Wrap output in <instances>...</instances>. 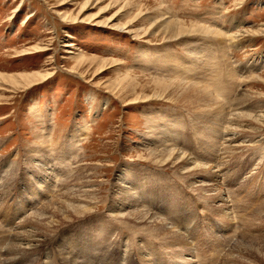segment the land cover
<instances>
[{
	"label": "rangeland",
	"instance_id": "1",
	"mask_svg": "<svg viewBox=\"0 0 264 264\" xmlns=\"http://www.w3.org/2000/svg\"><path fill=\"white\" fill-rule=\"evenodd\" d=\"M158 14L229 40L162 42ZM236 34L238 44L229 38ZM94 58L120 64L101 68ZM129 69L146 83H200L224 107L198 113L149 87L146 101H123L113 86ZM0 76L2 264H264L247 252L264 251V124L234 125L240 133L227 141L224 122L235 109L264 115V0H0ZM245 90L252 100L242 106ZM167 144L218 174L149 164L147 150ZM70 193L89 201L83 217L39 243L22 237L49 201ZM136 209L175 233L115 217Z\"/></svg>",
	"mask_w": 264,
	"mask_h": 264
},
{
	"label": "bare ground",
	"instance_id": "2",
	"mask_svg": "<svg viewBox=\"0 0 264 264\" xmlns=\"http://www.w3.org/2000/svg\"><path fill=\"white\" fill-rule=\"evenodd\" d=\"M127 5V4H125ZM156 5V4H155ZM155 7V6H154ZM157 7V6H156ZM155 7V8H156ZM143 10V9H142ZM160 10V9H159ZM158 10V11H159ZM163 12V11H162ZM160 13V11H159ZM169 17V16H167ZM164 17L161 14H158V18L160 19L159 21L161 22L160 27H162V29H164L162 31V42H168V41H174V40H179L181 38L187 37V36H193V35H212V36H217V37H224L226 40L227 36H225L222 31V33H220L219 31H216L214 29L208 28L206 26L203 25H199V24H188V23H183V22H177L175 20H172L170 18ZM156 21V20H155ZM134 27V26H133ZM132 26H129L128 28H123V30H127V32H129L130 34H135L134 36L136 38H142V37H146L147 35L144 33L140 34L139 31H134ZM156 30V29H155ZM160 31V30H159ZM247 31V30H246ZM251 33V32H250ZM255 33V32H254ZM258 33V32H257ZM226 34V33H225ZM247 34V33H246ZM142 35V36H141ZM239 36H242L240 34H236L233 36H230V40L236 44L240 43L243 38H239ZM247 36V35H246ZM204 37V36H203ZM229 40V39H227ZM251 41V40H250ZM225 42V41H224ZM179 43V42H178ZM233 43V44H234ZM246 43V42H245ZM235 44V45H236ZM33 53H30V50L28 52H26L25 55H30ZM96 64H100L102 65L101 68L111 65L112 64H118L117 61H109V60H101L99 61V59L94 58ZM94 62V61H93ZM118 67V66H117ZM119 68V67H118ZM129 68V67H128ZM124 71V70H123ZM50 75V74H49ZM255 75V74H254ZM252 76V83H256V85L258 86L259 81L261 80L260 76ZM250 77V76H249ZM45 78V76L43 77H36L30 80V78L28 80H25L24 83V88L26 87H30L31 84L39 81V80H43ZM4 79L2 78V76H0V81ZM159 79V78H158ZM177 80V79H176ZM146 80L141 79V77L139 78V76H135L134 73L132 74V71L126 70L125 73H123V76L119 77L116 81V84L113 86V89H116L117 91L115 92V94H118V97L120 96V98L123 101H127L128 99H130V101H132L131 103H138L139 101H146L147 97L146 94L148 93V91H153L155 97H161L163 98L165 95L175 104L178 106H183V104H185V106H189L190 109H192L193 111L196 112H206V111H220L224 105L214 96V94L212 93V91L204 86L201 85L200 83H195V82H187L185 84H173V83H166L164 82H158V81H152V82H145ZM182 81V80H181ZM146 83V84H145ZM26 85V86H25ZM151 89H149V88ZM259 89V88H258ZM112 92V91H111ZM113 93V92H112ZM242 97L240 98L242 101L241 105H244L247 103H251L252 100V96H250V93H248L246 90L244 91V93H241ZM257 94V93H256ZM253 95V94H252ZM258 95V94H257ZM118 99V100H121ZM256 100V99H255ZM175 101V102H174ZM239 101V102H240ZM109 104L108 101H106L104 103V107L105 108L107 105ZM238 107V106H237ZM246 107V106H245ZM247 108V107H246ZM189 111V110H188ZM235 113L229 117L227 115L226 119L224 120V122L226 123L228 127V129L230 131H228L231 136L230 137H226L227 141L230 138L231 140L234 139L237 134V126H244L248 121H254L258 124H264V115H259V116H253L250 113L247 112H243V110L241 112L238 111V109H235ZM246 111V110H245ZM250 112V109H249ZM197 113V115H198ZM211 113V112H210ZM215 113V112H214ZM218 113V112H217ZM227 113V112H226ZM225 113V114H226ZM207 114V113H206ZM207 116V115H206ZM221 120V119H220ZM234 125H237L236 128H233ZM246 126V125H245ZM241 127V128H242ZM257 129V130H256ZM253 130L255 131H262V129H258V128H254ZM151 131V130H150ZM244 132V131H243ZM263 132V131H262ZM75 133V132H74ZM76 134V133H75ZM228 135V134H227ZM243 135V134H242ZM71 138L74 137L73 132L70 134ZM155 136V135H154ZM78 137V136H77ZM157 139V138H156ZM72 140V139H71ZM160 142V141H159ZM233 142V141H232ZM231 142V143H232ZM245 142V141H244ZM243 142V143H244ZM229 143V142H228ZM257 144V143H256ZM163 144H161L162 146ZM168 145H164L166 147H164V149L161 150H147L149 152L150 155V160H149V164H153V165H157L160 167H165V166H169L171 168H174L176 170H178V172H181L182 174L185 175H190V174H194L197 172H208L210 174H218L215 172V168L214 167H207L204 166L203 164H197L196 162H194L189 156L183 154L180 151H177L176 149H172V148H168ZM241 145V144H240ZM248 145V144H247ZM244 145H242L243 147ZM231 144H230V148H231ZM238 147V145H237ZM160 148V146H159ZM167 148V149H166ZM233 148V147H232ZM247 148H245L246 150ZM71 150V148L67 147L66 150L63 151V159H67L69 151ZM245 152V151H244ZM144 155V154H143ZM238 155V154H237ZM42 156V155H41ZM58 160V158H57ZM70 160V159H69ZM56 161V160H55ZM78 164V163H77ZM214 166V165H213ZM37 167V166H36ZM55 168V167H54ZM217 168V167H216ZM173 169V170H174ZM7 170V169H5ZM85 170V169H84ZM87 170V169H86ZM89 170V169H88ZM3 172V171H2ZM34 172V171H33ZM54 172L57 173V171L55 170ZM59 172V171H58ZM6 173V172H5ZM180 173V174H181ZM37 174V173H36ZM63 174V173H62ZM205 174V173H204ZM54 175L53 172H51V174H49V177ZM84 175V174H83ZM82 175V176H83ZM89 175V174H88ZM211 175V176H212ZM195 176V175H194ZM210 176V175H209ZM218 176V175H216ZM214 176V178L216 177ZM221 176V175H220ZM85 177V176H84ZM38 178V177H37ZM87 178V177H86ZM184 178V177H183ZM213 178V179H214ZM48 179V178H47ZM136 179V178H135ZM2 180V179H1ZM44 180V179H43ZM87 180V179H86ZM67 181V180H66ZM64 181V182H66ZM72 181V180H71ZM104 181V180H103ZM44 182V181H43ZM201 184L203 186L201 187H214V184H209V183H204V181H200ZM41 183V182H40ZM39 183V184H40ZM63 183V182H62ZM104 183V182H103ZM42 184V183H41ZM105 184V183H104ZM121 184V183H120ZM130 184V183H129ZM67 185V184H66ZM115 185V184H114ZM194 184H190V187H193ZM84 186V185H83ZM100 186V185H99ZM133 186V185H132ZM218 186V185H217ZM116 187V185H115ZM135 187V186H134ZM138 187V186H137ZM195 187V186H194ZM39 188V187H38ZM133 188V187H132ZM75 189V188H74ZM86 189V188H85ZM92 189V188H91ZM94 189V188H93ZM124 189V188H123ZM128 189V188H127ZM142 189V187H141ZM144 189V188H143ZM215 189V188H214ZM222 189V188H221ZM90 190V189H89ZM133 190V189H132ZM145 190V189H144ZM218 190V189H217ZM39 191V190H38ZM71 191V190H70ZM73 191V190H72ZM196 191V190H195ZM208 191H214L211 190V188ZM219 191V190H218ZM223 191V190H222ZM220 192L219 194H212L209 196L210 200L215 202L217 197H220L221 194L223 192ZM67 192V191H66ZM69 192V191H68ZM130 192V191H129ZM206 192V191H205ZM73 193V192H72ZM72 193H70V195L67 196V198L65 200L60 199L59 197H55L53 198L51 201H49L48 205L38 214L34 215L32 218V222L35 225V229L34 231H30L25 234H23L22 237L26 238V240H30L33 242H40L42 239L41 237H47V235L45 233H54V230L65 225L68 224L69 222L79 219L81 217H83L87 212H88V208L87 205L85 203L89 202L87 200V198H76L75 195H72ZM97 193V192H96ZM126 193V192H125ZM131 193V192H130ZM203 193V192H202ZM41 194V192L39 193ZM79 194V193H78ZM116 194V193H115ZM44 195V194H43ZM105 195V194H102ZM42 196V195H41ZM94 196V195H93ZM208 196V195H206ZM205 196V197H206ZM132 198V197H131ZM129 198L128 203L126 204L127 207L128 206H133L136 208V206L133 204H131L132 199ZM222 198V197H221ZM94 199V198H93ZM208 199V200H209ZM220 199V198H219ZM226 201V200H225ZM148 203V202H147ZM210 203V202H209ZM136 204V203H135ZM224 204V203H223ZM216 205V204H215ZM218 205V204H217ZM106 206V205H105ZM220 206V204H219ZM222 206V204H221ZM225 206V205H223ZM98 207V206H97ZM100 207V206H99ZM114 208V207H113ZM125 208V209H124ZM146 208V207H143ZM126 210L125 206H120L118 208V210ZM94 210V209H93ZM127 211V210H126ZM145 211V210H144ZM150 211V210H149ZM217 211V210H216ZM225 211V210H224ZM248 211V210H247ZM213 212V211H212ZM211 212V213H212ZM36 213V212H35ZM147 213V212H146ZM143 213L142 210H135L134 212H125V213H118L115 217L120 219V220H125V221H129V222H133L134 224L137 225H142L143 227H145L147 230H150V233L156 232V234L162 235V236H167L170 234H174L175 232H173L174 230L168 227V224L163 222L162 220L159 221L156 218H154L153 216H150L149 214ZM213 214V213H212ZM159 215V214H158ZM213 216V215H212ZM30 217V216H29ZM32 217V216H31ZM156 217V216H155ZM29 219V218H28ZM161 219V218H160ZM26 220V219H25ZM27 225V224H26ZM131 225V224H130ZM28 227V226H27ZM143 229V228H142ZM21 234V233H20ZM173 236V235H172ZM175 237V236H174ZM46 239V238H45ZM172 240V239H171ZM45 242V241H44ZM20 243V242H19ZM18 243V244H19ZM31 243V242H30ZM180 243V242H179ZM187 243V242H186ZM256 243V242H254ZM22 244V243H21ZM258 244V243H257ZM256 244V245H257ZM40 245V244H39ZM253 245V244H252ZM260 245V244H259ZM23 246V245H22ZM248 245H246L247 248ZM258 246V245H257ZM30 247V246H29ZM33 247V246H32ZM208 247V246H207ZM35 248V247H34ZM245 248V247H244ZM243 248V249H244ZM262 248V247H261ZM21 248H19L20 250ZM23 249V248H22ZM27 249V248H26ZM29 249V248H28ZM187 249V248H186ZM238 249V248H237ZM264 249V248H263ZM179 250V249H178ZM182 250V249H181ZM245 250V249H244ZM186 251V250H185ZM189 251V250H188ZM181 252V251H179ZM242 252V251H241ZM247 252L257 256V257H261L264 258V251L260 250V249H256L253 247H248L247 248ZM1 253V252H0ZM242 254V253H241ZM245 254V253H244ZM182 255V254H181ZM247 255V254H246ZM249 256V255H247ZM1 257V256H0ZM151 258V257H150ZM242 258V256H241ZM180 259V258H179ZM75 260V259H74ZM243 260V259H242ZM245 260V258H244ZM243 260V261H244ZM255 260V259H254ZM264 260V259H263ZM192 261V260H190ZM242 261V262H243ZM246 261V260H245ZM2 260H1V264H2ZM201 262V261H200ZM239 262V261H238ZM199 263V262H198ZM250 263V262H248ZM76 264V263H75ZM240 264V263H239ZM244 264V263H243Z\"/></svg>",
	"mask_w": 264,
	"mask_h": 264
}]
</instances>
